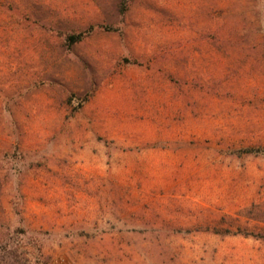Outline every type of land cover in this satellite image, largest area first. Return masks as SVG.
Returning a JSON list of instances; mask_svg holds the SVG:
<instances>
[{"label": "rangeland", "instance_id": "obj_1", "mask_svg": "<svg viewBox=\"0 0 264 264\" xmlns=\"http://www.w3.org/2000/svg\"><path fill=\"white\" fill-rule=\"evenodd\" d=\"M0 264H264V0H0Z\"/></svg>", "mask_w": 264, "mask_h": 264}, {"label": "trees", "instance_id": "obj_2", "mask_svg": "<svg viewBox=\"0 0 264 264\" xmlns=\"http://www.w3.org/2000/svg\"><path fill=\"white\" fill-rule=\"evenodd\" d=\"M83 34H71L66 37L67 45H73L81 41ZM205 231H213L216 234H220L221 230H219L216 226H205L203 228ZM226 233H231L232 231L230 229L224 230Z\"/></svg>", "mask_w": 264, "mask_h": 264}]
</instances>
